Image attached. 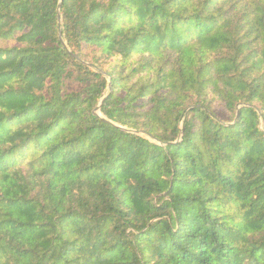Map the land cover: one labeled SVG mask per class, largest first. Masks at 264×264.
<instances>
[{
	"label": "trees",
	"instance_id": "trees-1",
	"mask_svg": "<svg viewBox=\"0 0 264 264\" xmlns=\"http://www.w3.org/2000/svg\"><path fill=\"white\" fill-rule=\"evenodd\" d=\"M0 264H264V0H0Z\"/></svg>",
	"mask_w": 264,
	"mask_h": 264
},
{
	"label": "water",
	"instance_id": "water-1",
	"mask_svg": "<svg viewBox=\"0 0 264 264\" xmlns=\"http://www.w3.org/2000/svg\"><path fill=\"white\" fill-rule=\"evenodd\" d=\"M95 113L96 114H99L100 113V105L97 107V109L95 110Z\"/></svg>",
	"mask_w": 264,
	"mask_h": 264
}]
</instances>
